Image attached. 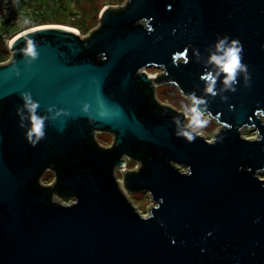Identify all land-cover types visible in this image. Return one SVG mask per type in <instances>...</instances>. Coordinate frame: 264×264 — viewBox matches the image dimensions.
<instances>
[{
  "label": "water",
  "instance_id": "95a60500",
  "mask_svg": "<svg viewBox=\"0 0 264 264\" xmlns=\"http://www.w3.org/2000/svg\"><path fill=\"white\" fill-rule=\"evenodd\" d=\"M98 20L82 38L26 31L0 63V264H264V0H126ZM157 83L215 119L214 137ZM122 156L146 216L115 178Z\"/></svg>",
  "mask_w": 264,
  "mask_h": 264
},
{
  "label": "rangeland",
  "instance_id": "374dc122",
  "mask_svg": "<svg viewBox=\"0 0 264 264\" xmlns=\"http://www.w3.org/2000/svg\"><path fill=\"white\" fill-rule=\"evenodd\" d=\"M30 1L32 4H42V6L45 7V4H47L46 0H28ZM78 3L81 1L82 5H85L86 7H89L91 5L95 4H100L99 10L101 8V10L106 7V6H118L121 7L124 2L126 0H77ZM46 2V3H45ZM101 2H106V3H111V4H102L101 6ZM75 4V0H61V6H74ZM32 7V5H31ZM100 10V12H101ZM35 10L32 11V13H34ZM99 13H97L96 15H93L94 12H90V16H85L82 22V26L85 30V33L80 32L81 30H78V26H73L72 22H74V24H79L80 21L78 19H74L72 17V15H69V13L66 12H60L57 14H52L50 13L49 9L48 12L46 14H39L38 16H36L37 20L34 23V26H39L41 21L40 18H47L48 21L46 22H50L51 24H56V25H64V26H68L71 29L73 28V31L75 30L76 33H78V35L82 38V36H86L87 34H89V32L93 29H95L98 24H99ZM88 13V15H89ZM30 14V13H29ZM75 17H82V14L79 13L78 15H76ZM27 22H30L31 19L30 17L26 18ZM94 22L95 25L93 27H91L89 30L87 29L86 26H88L91 22ZM31 24V23H29ZM16 26L11 28L13 33L9 32V37H11L13 34L17 33V32H22L25 29H29V28H23ZM6 33L7 30H6ZM4 47L3 42L0 40V49ZM8 60V59H7ZM6 62H0V63H4ZM143 72L147 73L148 75H156V74H161V68H145L143 69ZM155 97L156 99H159L160 103L162 99L160 100V96L163 94L164 97H166V101H164V103L161 104H165L167 106H170L171 108H173L175 111L178 112H184L185 114V119H184V124L187 125V127L189 126L193 131H195L196 133L200 134L201 136L205 137L208 140H211L214 137V133H216L218 131V128L221 126L220 124L216 123L213 119L208 118V114L207 115H199L197 113L194 112V110L192 109L191 106V102L189 100V98H186L182 95H180V93L178 92V90L176 89L175 86L172 85H168V84H160V85H156L155 86ZM264 118V117H263ZM264 122V120H263ZM241 134L243 137L245 138H255L256 137V130L252 127L249 128H242L241 129ZM113 134L108 132V131H104V132H100L99 134L95 135V139L97 140V142L99 143L100 147H107L109 145L112 144L113 142ZM138 166V162H131L130 164H128V168L129 171L130 170H135L136 167ZM115 173V178L119 177L122 178V174L119 175V173H117L116 171H114ZM257 175L264 181V169L260 170L257 172ZM53 176L51 171H46L43 176L41 177V181L40 180V184L44 185V182H47L49 179H51ZM48 179V180H47ZM121 187V186H120ZM123 193L125 194V196L127 197V199L133 204V206L136 208V210L142 215V216H146L149 213V208L151 206H154L155 203L151 200L149 194L147 192L144 191H138V192H129L127 190H125L123 187H121ZM57 201L64 203V204H69L73 201V199H68V200H62L61 198H59L57 195L53 196Z\"/></svg>",
  "mask_w": 264,
  "mask_h": 264
},
{
  "label": "trees",
  "instance_id": "16d2710c",
  "mask_svg": "<svg viewBox=\"0 0 264 264\" xmlns=\"http://www.w3.org/2000/svg\"><path fill=\"white\" fill-rule=\"evenodd\" d=\"M46 1H47V4H45V7H44V6H42V4H40V5L39 4H35V3L32 4L30 1L27 0V4L29 6L32 5V7H30V11H29L30 14L29 13L20 14V12L15 13L16 15L13 16V18L16 21V25L15 26H19V27L24 26L23 28L32 27V26H34L33 22H35L37 20V18H38V17L36 18V16H38L39 14H41V15L46 14L48 12V9H49L50 13H52L53 15L57 14V13H60V12H66L67 11L69 13V15H72V17L74 19H78L80 21L79 24H74V22H72L73 23L72 25L73 26H78V30L80 29L81 30L80 32L85 33V30H84V28L82 26V22H83L84 17L92 15V14L89 13V11L91 13L94 12L93 15H96L97 13L100 12V10L102 8L101 7L100 10H99L100 4L99 5L95 4V6L91 5L89 7H86L85 5L81 4V1L78 3L77 0H75V4L76 5L69 6V7L68 6H61V0H46ZM102 4L106 5V4H111V3L101 2V6H102ZM33 10H35L34 13H32ZM79 13L82 14V17H80V18L79 17L78 18L75 17ZM88 13H89V15H88ZM28 17H30V19H31L30 22L26 21V18H28ZM5 21L9 22V18H6ZM39 21H41L40 25L51 24L50 22H46V21H48L47 18H40ZM29 23H31V24H29ZM94 25H95V23L92 21L86 27L89 30ZM9 54L10 53L7 50V48L5 46L2 47L0 49V62H3L5 60H7L8 57H9ZM160 97H161L160 100H162L163 99L162 96H160ZM68 199H70V198L69 197L62 198V200H64V201L68 200Z\"/></svg>",
  "mask_w": 264,
  "mask_h": 264
},
{
  "label": "built area",
  "instance_id": "2783aa9c",
  "mask_svg": "<svg viewBox=\"0 0 264 264\" xmlns=\"http://www.w3.org/2000/svg\"><path fill=\"white\" fill-rule=\"evenodd\" d=\"M30 7L31 6L27 4V0H0V40L3 42L4 46L7 48L8 51H9V45L12 42V40L19 33H21L20 31L9 37V32L13 33L11 28H13L16 25V21L13 18V16H15L16 15L15 13L17 12H20V14L29 13ZM6 18H9V22L5 21ZM6 30L8 33H6ZM120 159L124 161V166L122 168L116 167L115 171L119 173V175H121L122 171L124 170L129 171L128 162H132V159H130L128 156H122ZM122 178H123V174H122ZM122 178L119 179V177H116V180L119 182L121 187H122Z\"/></svg>",
  "mask_w": 264,
  "mask_h": 264
},
{
  "label": "flooded vegetation",
  "instance_id": "af4514ba",
  "mask_svg": "<svg viewBox=\"0 0 264 264\" xmlns=\"http://www.w3.org/2000/svg\"><path fill=\"white\" fill-rule=\"evenodd\" d=\"M162 71V70H161ZM162 73V72H161ZM157 75H159V74H157ZM160 84H168V85H172V86H175V85H173V84H170V83H157L156 85H160ZM155 85V86H156ZM176 87V86H175ZM176 89H177V87H176ZM178 90V89H177ZM179 92V91H178ZM180 93V92H179ZM156 95V94H155ZM180 95H182L181 93H180ZM162 96V98L163 99H165V100H162L161 101V103H164V101H166V97H164V95L162 94L161 95ZM183 96V95H182ZM161 98V97H160ZM155 99H156V97H155ZM157 101H159V99H156ZM160 102V101H159ZM165 105V104H164ZM210 119H213V118H211L210 117ZM214 121H215V119H213ZM216 122V121H215ZM217 123V122H216ZM100 132H104V131H94V140H95V142H96V144H98L99 145V143L97 142V140L95 139V135L96 134H99ZM111 145H109V146H107V147H110ZM107 147H105V148H107ZM134 161V160H133ZM134 162H136V161H134ZM131 162H128V164H130ZM46 171H51L52 172V174H53V176H52V178L51 179H47L48 181L47 182H44V185L46 186H49L50 188L52 187V186H54L55 184H56V172L53 170V169H46L45 171H44V173L46 172ZM43 173V174H44ZM43 174H42V176H43ZM41 181H43V180H41ZM54 195H56V193H53L52 194V198H53V196ZM58 196V195H57ZM59 197V196H58ZM59 198H61V197H59ZM62 199V198H61Z\"/></svg>",
  "mask_w": 264,
  "mask_h": 264
},
{
  "label": "bare ground",
  "instance_id": "6f19581e",
  "mask_svg": "<svg viewBox=\"0 0 264 264\" xmlns=\"http://www.w3.org/2000/svg\"><path fill=\"white\" fill-rule=\"evenodd\" d=\"M40 27H64V28L71 29L70 27H68V26H64V25L46 24V25H39V26H37V27H33V28H30V29H27V30H25V31H22V32L19 33L18 35H20V34L26 32V31H29V30H32V29H36V28H40ZM71 30H73V28H72ZM74 31H75V30H74Z\"/></svg>",
  "mask_w": 264,
  "mask_h": 264
},
{
  "label": "clouds",
  "instance_id": "9594fccd",
  "mask_svg": "<svg viewBox=\"0 0 264 264\" xmlns=\"http://www.w3.org/2000/svg\"><path fill=\"white\" fill-rule=\"evenodd\" d=\"M32 27H37V26H32ZM32 27H28L29 29L32 28ZM25 29V28H24ZM189 127V126H188Z\"/></svg>",
  "mask_w": 264,
  "mask_h": 264
}]
</instances>
